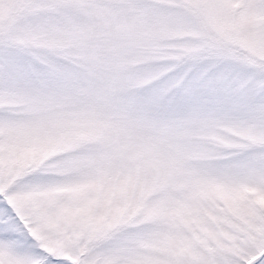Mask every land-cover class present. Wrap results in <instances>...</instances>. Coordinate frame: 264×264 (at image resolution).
<instances>
[{
  "label": "snow or ice",
  "instance_id": "6c2138e0",
  "mask_svg": "<svg viewBox=\"0 0 264 264\" xmlns=\"http://www.w3.org/2000/svg\"><path fill=\"white\" fill-rule=\"evenodd\" d=\"M0 264H264V0H0Z\"/></svg>",
  "mask_w": 264,
  "mask_h": 264
}]
</instances>
